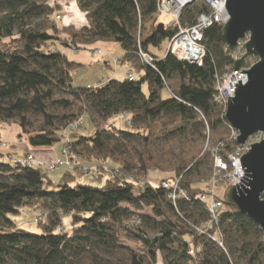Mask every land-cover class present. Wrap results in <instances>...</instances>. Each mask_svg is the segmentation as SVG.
Masks as SVG:
<instances>
[{
	"label": "trees",
	"instance_id": "trees-1",
	"mask_svg": "<svg viewBox=\"0 0 264 264\" xmlns=\"http://www.w3.org/2000/svg\"><path fill=\"white\" fill-rule=\"evenodd\" d=\"M62 1L0 0V124L19 125L35 148L64 141V149L71 137L74 154L106 163L114 178L95 186L66 170L51 189L41 167L0 153V264H264L260 225L229 209L218 210L220 222L208 225L212 214L198 198L215 155L227 158L238 146L217 98L218 81L235 64L222 26L204 31L201 65L168 48L163 56L154 51L168 46L180 26L209 13V5L196 0L186 6L178 25L169 16L161 22L160 0H77L87 25L64 29L66 45L115 42L131 70L95 87L75 85L79 65L52 47L60 39L54 16ZM118 114L129 128L110 122ZM81 117L83 124L92 121V136L70 132ZM154 169L171 176L157 183L133 179ZM174 181L185 192L175 200L164 186ZM31 206L47 216L38 223L40 233L12 218Z\"/></svg>",
	"mask_w": 264,
	"mask_h": 264
},
{
	"label": "water",
	"instance_id": "water-1",
	"mask_svg": "<svg viewBox=\"0 0 264 264\" xmlns=\"http://www.w3.org/2000/svg\"><path fill=\"white\" fill-rule=\"evenodd\" d=\"M226 6L230 18L222 29L229 52L245 41L246 53L235 62V69L247 65L250 57L257 62L240 72L241 82L235 96L228 97L225 118L239 133L238 145H246L258 134L263 138L240 158L245 173L239 183L226 189L224 204L233 213L253 219L264 232V0H227ZM164 28L159 24V31Z\"/></svg>",
	"mask_w": 264,
	"mask_h": 264
},
{
	"label": "rangeland",
	"instance_id": "rangeland-1",
	"mask_svg": "<svg viewBox=\"0 0 264 264\" xmlns=\"http://www.w3.org/2000/svg\"><path fill=\"white\" fill-rule=\"evenodd\" d=\"M72 5H74V0H65V1H62L60 3L61 9L57 10V12L54 16V21L57 23L58 28L60 30V32L58 33L60 35V39H55L56 45H54V44L53 45L55 48L57 46L68 47L71 49L72 52L76 53V52H79L80 50H85L86 47H89L91 45H87V46H83L81 48H77V46H75L73 44L66 45V43H65V41H67V37H66L67 35L65 34V32H63L64 29H66L67 27L68 28L72 27V26H74L77 29L83 27V26L76 25L75 21L73 22L74 11H72ZM58 14H61V16H63L62 17L63 19H61V20L56 19V16ZM70 19H72V20H70ZM160 20H161V22L167 24L170 19L167 16H162L160 18ZM85 25H87V21L84 24V26ZM182 29H186V28L180 26L179 30H182ZM9 41L10 40H7V42H9ZM107 42H109V41H107ZM48 43H49L48 44V46H49L53 42L51 40ZM244 43H245V41H240L238 47L232 53L235 62L237 60L241 59L246 53V50L244 48ZM201 45H203L202 41H201ZM114 47L115 48L109 52V56H108V59L110 60V66L109 67H106L105 60L102 59L104 57V55L101 52H99V50L101 48H99V47L93 48L91 50V53L94 54L95 56L99 57L100 59H102V61L100 63L93 65V67H90L87 69L86 68L81 69L80 67H76L72 72L74 84L77 86H80V85L82 86V85H86L88 82H95L98 80L107 79L110 76H115V74L117 75L118 72H126L128 70V67L126 65L122 64L120 61V58L123 56L124 51L119 44H116ZM203 47H204V45H203ZM167 48H168L167 42H164L161 49H157L154 51L156 52V54L158 56H163L165 54ZM101 50L104 51L103 49H101ZM256 62H257V59L255 57H252L250 59L247 58V63L249 65L247 64L244 67H242L241 69H243V70L247 69L248 70ZM234 66H235V64H234ZM134 69H135L134 71H138V68L134 67ZM130 72H131V70H130ZM126 75H127V72L124 75L120 74L119 76H120V78H122V76H126ZM105 82H106V80H105ZM143 88L146 92L148 91L147 84H145ZM224 105L227 109V104L224 103ZM110 122L115 123L117 126H119L121 128H129V126H130V123L128 121L127 122L125 121L123 114H118V115L114 116ZM19 128H20V126L15 124V123H2V124H0V138L3 139L4 133L7 132L8 134L13 135V137L16 140H18L20 143H25V142L29 143V135L25 134L21 130V128H20V132H19L18 136H16L17 130ZM94 131H95V127L89 118H86L84 124H82L76 130H73V131L70 130V132L72 134H76L78 136H87V137L92 136ZM260 136L255 135L253 137L255 141L252 143L261 141L259 138ZM71 139L72 138L70 137L69 140H66L64 150L66 147H69V146L71 147V145L68 144V142ZM249 140H248V142H249ZM63 142L64 141H60V142L56 143V147L59 150L61 149ZM0 147L5 148V149H12L14 147V144L10 140H4L3 139V141H0ZM64 150H63V157H65V159H67ZM57 159H59V158H45V159H41V158L38 159L37 158V162H36L37 167H41L42 170L52 180L53 185L51 186V189L57 188V185L60 184L62 175L66 170H72V171L76 172L78 175V178H77L78 181L83 182V183H90V184L95 185V186H103L105 183V179L107 177L108 178H114V175H112L109 172V169H108L109 167L105 166L106 163H101V165H99L97 163L96 164H92V163L90 164L86 159H83L79 156L78 157L75 156V158H73V159H68V162L70 164H68V165L64 164L63 165L62 163H58L57 167L53 168L52 164L55 163L57 161ZM55 170H57V171H55ZM224 175H225V173H224ZM165 176H171V175L169 173L162 174L158 170L154 169V170H151L146 176H141L138 174V175L133 176V179L136 182H138L140 180L141 181L142 180L143 181L144 180L145 181L151 180L154 183H157V182H159V180L161 178H164ZM212 178H213V175L208 180V182L203 186L204 190H206V186H208L210 182L212 184V181H213ZM178 182L174 181L170 185L178 184V186H180V184ZM170 185L168 186V189H172L171 192H173L174 186L170 187ZM214 185H215L216 195H222L220 193L221 192L225 193L226 189L229 187L226 183L214 184ZM144 211L146 213H152V208L146 207L144 209ZM40 216H42L41 217L42 219L44 218V220L47 221V216L45 214H43L42 211H40L39 206H37V207L31 206V207L22 208L20 213L18 215H12V218L16 221L17 225L20 228L40 233V232H42V229L38 226V223L40 222V220H42L40 218ZM68 221H69V218L67 217L66 222L68 223ZM219 222L220 221L213 220L210 223H219ZM59 227H61L60 230H62V226H59ZM131 243H132V245L137 246V247L142 246L141 242H131ZM157 264H163L162 259H159Z\"/></svg>",
	"mask_w": 264,
	"mask_h": 264
},
{
	"label": "built area",
	"instance_id": "built-area-1",
	"mask_svg": "<svg viewBox=\"0 0 264 264\" xmlns=\"http://www.w3.org/2000/svg\"><path fill=\"white\" fill-rule=\"evenodd\" d=\"M194 1L196 0H160L159 10L163 15L169 16L172 20V23H176L179 25V19L181 17L183 9L186 6L192 4ZM203 1L207 5H209L210 12L200 14L197 18V22L193 26L179 30V32H177V34L172 37L168 44V51L175 54L181 60H186L191 63L200 65L202 64V60L205 55V49L203 45H201V41L204 38V31L214 23L223 25L224 23H227L230 18L227 12V0ZM222 10L225 11L226 15L223 16L221 14ZM56 19L61 20L62 16L57 15ZM99 52H101L103 55L105 54V52L101 49L99 50ZM143 56L144 58L148 57L146 54H143ZM242 71L243 69H239L238 71L237 69H235V67L230 68L218 81L217 98L218 100L222 101L223 104H227L228 97H233L235 95L234 89L238 88V86L240 85L242 75L240 72ZM129 78L133 79V75L130 74ZM100 84L101 83L95 84V87L99 86ZM128 122L130 123V121ZM82 124L83 117H81L78 121L72 123L71 127L73 129H77ZM232 135L237 139L239 133L237 130L233 129ZM258 135L260 136L261 134ZM253 137L246 145H238L237 148L231 154H229L227 158L218 154L215 155L214 170L212 172V184L210 182L209 185L206 186V190H204L198 196L199 200L206 204L207 209L212 214L213 220L220 221V216L219 214H217L218 210H228V207H226V205L224 204V193L221 192L220 194L222 195H216L214 184L226 183L228 186H234L240 182L245 173L242 170L240 158L250 150L251 143L255 141ZM65 138L66 137H64V139ZM259 138L261 140L263 136L261 135ZM64 151L67 159H65V157L63 159H57V161L52 164L53 168H56L58 163L68 165L70 164L68 162V159H73L75 158V156L78 157L76 154H74L72 146L66 147ZM7 159L22 166H37V157L33 152H29L17 158L9 154L7 156ZM170 184L171 183L165 182L164 186L168 188ZM171 186H174V190L171 194L174 200L177 198V196L185 194L184 190L180 186H178V184L170 185V187ZM41 217L42 216H40V218ZM40 222L45 223L46 221L43 218L42 220H40ZM209 225H211V223Z\"/></svg>",
	"mask_w": 264,
	"mask_h": 264
},
{
	"label": "crops",
	"instance_id": "crops-1",
	"mask_svg": "<svg viewBox=\"0 0 264 264\" xmlns=\"http://www.w3.org/2000/svg\"><path fill=\"white\" fill-rule=\"evenodd\" d=\"M72 11H74L73 22L75 21L76 25L78 26H84V24L86 23V17L84 13H82V11L80 10L77 0H74V5H72ZM115 45L116 43L114 42L100 41L89 47H86L85 50H80L79 52H76V53L72 52L71 49L68 47L57 46L56 48L57 50L66 54L71 61L77 63V65H79L78 67H80L81 69L82 68L87 69V68L93 67V65L97 63H100L102 59L105 60L106 67H109L110 66V60L108 59L109 52L115 48L114 47ZM96 47H99L105 51L104 57L102 59H100L99 57L91 53V50ZM53 48L55 47L53 46ZM124 65L128 67V70L126 71L128 73L130 71V67L127 64H124ZM126 72H118L117 75L115 74V76H110L107 79L109 80L110 78H113V77L119 78L120 74L124 75ZM107 79H102V80H98L95 82H88L86 85H95L98 83H104L105 80L108 81ZM19 132H20V128L17 130L16 136H18ZM3 136L5 137V138L3 137L4 140H10L14 144V147L12 149H5V148L0 147V153L3 155L12 154L13 157L17 158V157L25 155L28 152H33L38 159L39 158L41 159H45V158L63 159L64 158L63 157V145L60 150L56 147V144H54L51 147H47V148H35V147H32L29 143H26V142L20 143L18 140H16L13 137V135L8 134L7 132L4 133ZM3 139L0 138V141H3Z\"/></svg>",
	"mask_w": 264,
	"mask_h": 264
},
{
	"label": "bare ground",
	"instance_id": "bare-ground-1",
	"mask_svg": "<svg viewBox=\"0 0 264 264\" xmlns=\"http://www.w3.org/2000/svg\"><path fill=\"white\" fill-rule=\"evenodd\" d=\"M227 12H228V10H227ZM221 14H222L223 16L226 15V13H225L224 10L221 11ZM224 24H226V23H224ZM224 24H223V25H224ZM176 34H177V33H176ZM176 34H175V35H176ZM250 58H252V57H250ZM250 58H249V59H250Z\"/></svg>",
	"mask_w": 264,
	"mask_h": 264
}]
</instances>
